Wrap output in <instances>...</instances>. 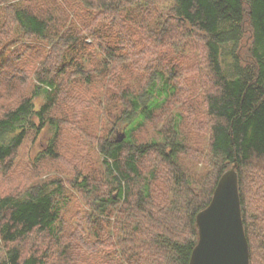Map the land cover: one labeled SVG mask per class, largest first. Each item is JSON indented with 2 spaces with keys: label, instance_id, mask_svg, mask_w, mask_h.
I'll return each instance as SVG.
<instances>
[{
  "label": "trees",
  "instance_id": "1",
  "mask_svg": "<svg viewBox=\"0 0 264 264\" xmlns=\"http://www.w3.org/2000/svg\"><path fill=\"white\" fill-rule=\"evenodd\" d=\"M27 141L26 182L0 190V264H188L233 163L264 264V0H0L10 180Z\"/></svg>",
  "mask_w": 264,
  "mask_h": 264
},
{
  "label": "water",
  "instance_id": "2",
  "mask_svg": "<svg viewBox=\"0 0 264 264\" xmlns=\"http://www.w3.org/2000/svg\"><path fill=\"white\" fill-rule=\"evenodd\" d=\"M124 136L121 132L116 140ZM195 223L198 237L188 264H249L236 163L221 174L208 205L197 212Z\"/></svg>",
  "mask_w": 264,
  "mask_h": 264
},
{
  "label": "rangeland",
  "instance_id": "3",
  "mask_svg": "<svg viewBox=\"0 0 264 264\" xmlns=\"http://www.w3.org/2000/svg\"><path fill=\"white\" fill-rule=\"evenodd\" d=\"M191 77H189V80ZM39 103V101H38ZM37 103V105H38ZM124 130L123 126H118L116 132L114 133L115 138L117 139L120 135V133ZM41 149L40 142H38L36 145L30 147L29 141L25 143V145L19 149L18 156L16 159V164L14 166V171L12 174V180L7 178L0 172V190L2 192H13L17 191L18 189H21V184L25 181L24 179H21L20 174H27L30 172V169L32 168V162L35 159V156L37 155L38 150ZM48 160V159H47ZM45 166L42 170V177H46L48 174H53V167H52V161L48 160L44 162ZM15 175V176H14ZM20 175V177H19ZM29 175V174H27ZM20 182V183H19ZM26 182V181H25ZM21 186V187H20Z\"/></svg>",
  "mask_w": 264,
  "mask_h": 264
}]
</instances>
